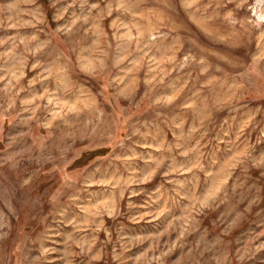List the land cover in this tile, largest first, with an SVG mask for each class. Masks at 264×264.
Segmentation results:
<instances>
[{
    "label": "rangeland",
    "instance_id": "1",
    "mask_svg": "<svg viewBox=\"0 0 264 264\" xmlns=\"http://www.w3.org/2000/svg\"><path fill=\"white\" fill-rule=\"evenodd\" d=\"M0 264H264V0H0Z\"/></svg>",
    "mask_w": 264,
    "mask_h": 264
}]
</instances>
